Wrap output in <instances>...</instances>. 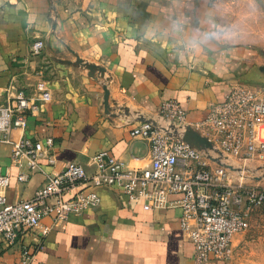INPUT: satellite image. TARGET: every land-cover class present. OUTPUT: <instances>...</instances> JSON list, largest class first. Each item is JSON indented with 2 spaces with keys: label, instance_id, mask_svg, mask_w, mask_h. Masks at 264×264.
I'll return each instance as SVG.
<instances>
[{
  "label": "crops",
  "instance_id": "0c3cea01",
  "mask_svg": "<svg viewBox=\"0 0 264 264\" xmlns=\"http://www.w3.org/2000/svg\"><path fill=\"white\" fill-rule=\"evenodd\" d=\"M233 1L0 0V105H12L19 90L33 98L37 111L26 112L24 136L42 144L51 139L54 157L53 164L43 158L41 170L30 172L16 166L11 147L0 143V168L9 178L6 202L31 199L69 163L93 173L91 157L100 151L128 168L148 167L150 144L133 131L142 124L169 128L158 114L165 101H176L194 125L235 84L263 86L252 49L227 30ZM36 40L43 48L32 55ZM72 53L105 68L106 105L102 83L76 67ZM43 80L46 102L36 100ZM19 175L28 179L20 182ZM94 191L98 207L57 224L43 217L13 245L0 238V264H21L23 246L35 250L32 264H194L174 203L179 194L146 210L143 199L130 201L114 186Z\"/></svg>",
  "mask_w": 264,
  "mask_h": 264
},
{
  "label": "built area",
  "instance_id": "2783aa9c",
  "mask_svg": "<svg viewBox=\"0 0 264 264\" xmlns=\"http://www.w3.org/2000/svg\"><path fill=\"white\" fill-rule=\"evenodd\" d=\"M42 48L41 40L33 42L32 55ZM36 91V100L49 101L43 81L36 84ZM11 99L12 105H0V143L11 147L16 166L40 171L41 159L54 163L48 153L52 140L42 144L25 137L26 112L35 113L37 105L21 90ZM158 114L170 122L169 128L142 124L133 131L150 144L148 167L128 168L108 151H100L91 157L93 173L69 163L59 174L48 176L31 199L14 203L5 200L9 178L0 168V238L13 245L21 231L35 229L43 217L51 216L57 224L96 208L100 198L94 189L114 186L130 201L143 199L146 210L163 207L169 195L179 194L174 203L181 210L182 235L194 248V264L230 261L235 236L249 228L255 213L264 216V188L233 182L225 167L210 164L182 134L191 128L231 159L252 160L264 152V88L235 85L222 103L211 106L194 125L186 123L185 112L174 100L163 102ZM13 132L18 136L13 137ZM27 179V175L18 177L20 182ZM34 258L35 250L21 248V264H32Z\"/></svg>",
  "mask_w": 264,
  "mask_h": 264
},
{
  "label": "rangeland",
  "instance_id": "374dc122",
  "mask_svg": "<svg viewBox=\"0 0 264 264\" xmlns=\"http://www.w3.org/2000/svg\"><path fill=\"white\" fill-rule=\"evenodd\" d=\"M226 13L227 30L232 38L245 42L246 46L252 49L255 59L258 61L260 78L264 80V0H234L227 8ZM73 55V64L86 72L87 77L101 82L104 91L108 83L105 68L83 59L77 54ZM76 58L81 61L78 62ZM86 65H94L96 69L91 71ZM98 68L104 70L103 75ZM43 82L45 83L44 80ZM45 85L47 87L46 83ZM235 85L264 88L263 84L261 87L241 83ZM200 135L202 136V134ZM201 154L205 158L209 156L212 159H208L210 164L225 167L233 182L264 188V152L256 155L250 161H237L226 156L217 146L213 145L212 149L201 148ZM233 245V256L229 264H264V216L255 213L249 228L235 236Z\"/></svg>",
  "mask_w": 264,
  "mask_h": 264
},
{
  "label": "water",
  "instance_id": "95a60500",
  "mask_svg": "<svg viewBox=\"0 0 264 264\" xmlns=\"http://www.w3.org/2000/svg\"><path fill=\"white\" fill-rule=\"evenodd\" d=\"M78 59V58H76ZM81 60L78 59V62H80ZM88 67V69H90L91 71L96 69V66L94 65H86ZM99 72H101V74L103 75L104 70L102 68H98ZM107 99H108V90L107 88H104V104H107ZM182 139L189 143L191 146H193L196 149L201 150V148L204 149H212L213 145L211 144V142H209V140L204 137L201 136L198 132L192 130L191 128H186L185 132L182 134ZM207 159H210V157L208 156ZM212 160V159H210Z\"/></svg>",
  "mask_w": 264,
  "mask_h": 264
},
{
  "label": "clouds",
  "instance_id": "9594fccd",
  "mask_svg": "<svg viewBox=\"0 0 264 264\" xmlns=\"http://www.w3.org/2000/svg\"><path fill=\"white\" fill-rule=\"evenodd\" d=\"M193 43H195V41H193Z\"/></svg>",
  "mask_w": 264,
  "mask_h": 264
}]
</instances>
